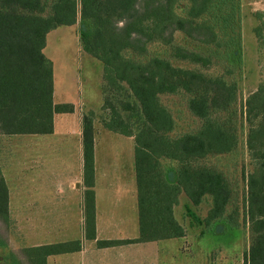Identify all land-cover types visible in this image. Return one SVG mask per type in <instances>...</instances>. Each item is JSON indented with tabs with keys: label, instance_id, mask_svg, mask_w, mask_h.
Wrapping results in <instances>:
<instances>
[{
	"label": "trees",
	"instance_id": "obj_1",
	"mask_svg": "<svg viewBox=\"0 0 264 264\" xmlns=\"http://www.w3.org/2000/svg\"><path fill=\"white\" fill-rule=\"evenodd\" d=\"M255 16L259 20L260 14ZM78 19L85 25L79 31L82 51L102 63L109 87L127 86L143 119L133 132L116 108L108 107L103 128L134 141L139 237L98 241L97 247L183 238L185 229L173 215L183 193L194 206L210 198L207 224L222 219L238 229L241 208L249 232L243 264H264V84L248 95L238 111L240 0H0V136L51 134L53 116L73 111L71 104L53 103L52 63L43 49L49 32L72 26ZM176 32L191 46L175 45ZM254 34L260 42V25ZM151 43L169 51L161 57L147 56ZM210 67L219 72L210 75L198 70ZM177 93L189 96L188 109L202 123L196 132L171 139L173 121L159 96ZM243 121L254 164L237 204L225 176L199 162L232 152ZM93 142L92 115H83L84 215L89 239H94ZM164 160L177 163L173 182L166 180ZM7 202L0 170V221L5 225ZM0 245H5L3 238ZM77 250L78 242L44 245L19 250L20 259L10 252L0 262L46 264L48 256Z\"/></svg>",
	"mask_w": 264,
	"mask_h": 264
},
{
	"label": "crops",
	"instance_id": "obj_2",
	"mask_svg": "<svg viewBox=\"0 0 264 264\" xmlns=\"http://www.w3.org/2000/svg\"><path fill=\"white\" fill-rule=\"evenodd\" d=\"M82 103L79 98L54 103L71 104L73 111L53 116L51 134L1 136L8 143L5 148L0 142L8 220L0 257L25 248L78 242L79 250L48 256L46 264H175L177 240H184L186 233L179 239L97 247L98 241L139 237L134 141L106 129L109 137L94 131V239L87 238L83 115L78 109Z\"/></svg>",
	"mask_w": 264,
	"mask_h": 264
},
{
	"label": "rangeland",
	"instance_id": "obj_3",
	"mask_svg": "<svg viewBox=\"0 0 264 264\" xmlns=\"http://www.w3.org/2000/svg\"><path fill=\"white\" fill-rule=\"evenodd\" d=\"M259 14L258 20L255 15ZM240 18L242 71L236 104L238 111L248 95L260 84H264V0H240ZM258 25L261 26L260 42L254 34V29ZM83 27L85 25L78 19L74 25L58 27L46 36L43 54L52 63L54 103L65 99H81L84 104L78 107L80 115H92L93 130L102 137L110 136V134L105 136L103 123L109 119V105L113 106L130 129L136 132L143 122L136 100L123 83L119 84L120 86L109 87L103 78L102 63L82 51L79 31ZM173 42L177 46H191L178 32L173 34ZM261 43L262 45H259ZM146 50L147 56L151 57L165 56L169 51L160 43H151ZM174 65L186 67L183 62H174ZM198 70L210 75L219 72L217 67H210L207 71ZM188 97L183 93L159 96L160 104L166 108L173 121V129L168 134L171 139L194 133L201 126L202 121L188 109ZM126 105L134 109L131 110V107L127 109ZM246 137L247 124L243 121L237 147L232 152L211 156L199 162L225 176L234 190V195L237 196V204L244 196L245 180L254 164L246 147ZM5 141L7 139L0 136V142L7 148L8 143ZM162 166L166 172V180L173 182L177 163L164 160ZM210 207L209 197H205L199 205L194 206L183 193L178 196L173 215L185 229L186 238L179 240L180 242L177 240L175 264H243V253L249 247V232L248 223L242 220V209L239 208V228L232 229L222 219L207 224L205 220ZM226 210L230 211L231 208L228 206ZM6 226L0 221V238L4 240L7 239ZM18 251L13 253L20 259ZM7 263L9 262L6 260L4 264Z\"/></svg>",
	"mask_w": 264,
	"mask_h": 264
}]
</instances>
